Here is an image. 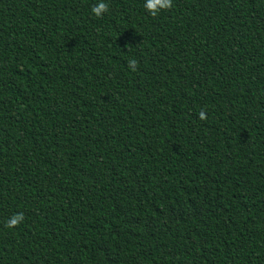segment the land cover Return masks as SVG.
<instances>
[{"label": "trees", "instance_id": "obj_1", "mask_svg": "<svg viewBox=\"0 0 264 264\" xmlns=\"http://www.w3.org/2000/svg\"><path fill=\"white\" fill-rule=\"evenodd\" d=\"M99 2L0 0V264H264V0Z\"/></svg>", "mask_w": 264, "mask_h": 264}, {"label": "clouds", "instance_id": "obj_2", "mask_svg": "<svg viewBox=\"0 0 264 264\" xmlns=\"http://www.w3.org/2000/svg\"><path fill=\"white\" fill-rule=\"evenodd\" d=\"M146 11H148L153 17L157 16L161 11L170 10L173 7V0H145L144 5ZM109 6L104 0H100L97 5L92 7V12L96 17H102L104 13L108 12ZM129 68L132 71L137 70L138 62L135 59H130L128 61ZM200 119L206 120L207 115L204 111L199 113ZM24 221L23 213H18L13 215L7 222L8 228L18 227L20 223Z\"/></svg>", "mask_w": 264, "mask_h": 264}]
</instances>
